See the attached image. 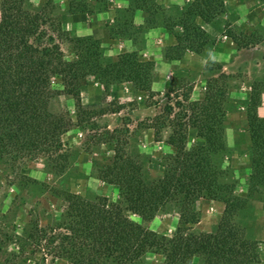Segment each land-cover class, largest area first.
<instances>
[{
	"label": "trees",
	"instance_id": "1",
	"mask_svg": "<svg viewBox=\"0 0 264 264\" xmlns=\"http://www.w3.org/2000/svg\"><path fill=\"white\" fill-rule=\"evenodd\" d=\"M223 11L222 0H192L176 19H165L160 25L179 31L173 32L174 44L165 48L164 57L176 60L186 50L202 52L210 36L196 19L210 22ZM64 39L73 49L69 59L60 46ZM89 75L104 84L127 81L139 90L149 89V63L134 52L105 61L97 39L67 36L46 3L31 7L26 0H0V163L10 170V180L35 182L21 168L27 160L37 158L44 159L54 173L64 171L69 148L61 136L69 122L49 105L58 94L76 96L81 80ZM51 78L59 82L55 88L48 85ZM222 99V92L207 84L201 99L184 93L173 105L167 102L162 114L145 126H154L157 133L158 127L167 124L170 128L164 142L172 152L161 157L163 171L155 178H150L145 167L146 157L138 151L133 155L123 152L117 144L112 161L98 168L97 178L117 185L121 208H114L104 198L92 201L70 191L58 192L65 210L56 222L57 231L49 236L42 233L53 255L73 264H134L147 254L161 256L163 264H191L199 258L201 264L256 260L254 242L233 221L245 199L221 180L226 172L213 161L224 147ZM259 101V93L252 96L246 120L254 167L251 181L264 185V118L256 113ZM190 128L196 131L197 140L187 146ZM114 132L105 129V139L114 138ZM200 197L222 202V214L212 231L186 232L181 225L196 222L191 206ZM167 202H174L179 212V225L171 236L143 227L126 213L149 220Z\"/></svg>",
	"mask_w": 264,
	"mask_h": 264
},
{
	"label": "rangeland",
	"instance_id": "2",
	"mask_svg": "<svg viewBox=\"0 0 264 264\" xmlns=\"http://www.w3.org/2000/svg\"><path fill=\"white\" fill-rule=\"evenodd\" d=\"M191 1L171 0L163 3V0H128L148 8L141 25L133 23L132 9L117 6V0H26V4L37 7L46 3L51 17L60 23L67 36H91L97 39L104 60L112 62L117 53L105 54L101 41L117 39V36H140L142 39L147 27L160 25L167 18L176 19L182 8ZM226 1L245 7H258L261 8L260 12H264V0ZM261 17V13H253L255 22H259ZM146 18L152 20L153 25ZM230 18L237 19L238 16L232 14ZM223 29L230 33L242 50L236 54L241 57L238 60L241 62L235 61L228 70H223L221 63L206 57L214 41L211 37L202 52H194L207 58L201 69L193 60H183V56L176 60L165 58L164 50L170 45L163 42L160 49L163 59H159L155 56L157 42L141 40L123 52H134L140 60L149 63L148 90H139L127 81L104 84L97 77L89 75L81 80L76 96L61 93L51 100L50 109L63 114L69 122L68 130L61 136L62 142L69 148V157L64 171L58 173H54L42 158L27 160L21 171L35 182L10 180V170L0 163V264H73L64 258H56L42 236L43 232L49 236L57 231L54 229L56 222L65 210V201L60 193L66 190L92 201L104 198L114 208H121L117 185L98 179V168L112 161L118 144L122 145L123 152L133 155L138 151L146 157L144 164L150 178L161 175V157L172 152L171 146L164 142L170 128L167 124L158 127L157 133L154 126H145L151 124L155 115L162 114L167 102L173 105L176 98L181 100L184 93L191 99H201L207 84L213 91L222 92L221 104L225 111L224 147L213 156V161L226 172L221 180L229 185L234 194L245 199L243 207L233 216V221L243 235L254 242L253 250L257 258L248 264H264V185L251 181L254 167L251 164L250 138L247 139L245 135V131L248 132L246 108L252 102V96L260 95L264 81V57L245 49L262 41L263 35L248 21ZM177 31L178 28L174 27L173 32ZM169 32L173 36V32ZM95 35H102L103 38ZM60 46L64 57L71 58V42L64 39ZM111 46L117 50L116 42ZM161 78L167 81L165 86H161ZM48 85L55 88L59 82L51 78ZM175 110L177 107H174ZM229 125L240 128L244 133L232 136L227 141L226 127ZM105 129H115L114 138L105 139ZM195 133L193 128L187 130V146L197 140ZM98 136L100 139H97ZM158 137L160 140H156ZM191 208L196 213V222L181 226L186 232H208L216 226L223 203L200 197L193 201ZM126 213L132 221L166 236H171L179 225V212L174 202L164 203L149 220ZM134 264H163V258L147 254ZM191 264H201V259Z\"/></svg>",
	"mask_w": 264,
	"mask_h": 264
},
{
	"label": "crops",
	"instance_id": "3",
	"mask_svg": "<svg viewBox=\"0 0 264 264\" xmlns=\"http://www.w3.org/2000/svg\"><path fill=\"white\" fill-rule=\"evenodd\" d=\"M171 1V0H163V3ZM223 5L225 7L224 11L221 13V15L217 16L210 22H202L201 20H198L201 27L205 30V32L214 39L213 44L210 47V50L207 53V58L211 61H217L221 63L223 66V70L230 69L231 65L235 62L241 59V57L236 54L241 53V48L238 46V44L233 40L230 33L225 32L224 27L230 28L237 24L244 23V21H248L250 26L257 27L259 31L262 33V41H259L258 43H255L254 45H251L250 48L245 49L246 51H250V53H260V57H264V12H260L259 9L253 6L245 7L243 5L239 4H229L226 0H223ZM117 6L119 7H130L133 11V23L136 25L143 24V21L145 19V9L140 5H132V3L128 2V0H117ZM264 9V7L262 8ZM253 13H261L262 17L259 22H255L253 20ZM232 14L237 15V19H231L230 16ZM263 18V19H262ZM96 37L100 38L102 35H95ZM141 40H145L146 42H157L156 45V51L155 56L159 57V59H163V53L160 50L162 42L165 43V45H171L174 43V39L172 34L167 31L162 25H153L151 27H147L146 31L142 35V39L140 36H132V37H120L117 36V39H109L107 38L105 41H101V45H104L105 47V54H120L124 50H126L130 46H135L137 43ZM117 43V50L114 46H111V43ZM159 49V50H158ZM205 57H202L199 54H196L192 51H186L183 55V60H193L194 63L198 64V68H202V63L207 59ZM238 62H241L238 61ZM161 86H165L167 81L165 78L160 79ZM153 84H151V87L153 88ZM157 85V84H156ZM260 101L259 104L256 107V113L259 117L264 118V81L262 83L261 89H260ZM240 133H244L243 130L240 128H236L234 126H227L226 127V138L227 141L231 140L232 136H239ZM245 135L247 139H249L248 132L245 131Z\"/></svg>",
	"mask_w": 264,
	"mask_h": 264
}]
</instances>
